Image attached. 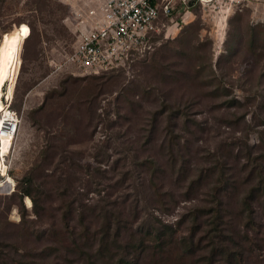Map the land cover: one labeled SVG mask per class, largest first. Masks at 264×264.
Returning <instances> with one entry per match:
<instances>
[{
    "label": "rangeland",
    "instance_id": "rangeland-1",
    "mask_svg": "<svg viewBox=\"0 0 264 264\" xmlns=\"http://www.w3.org/2000/svg\"><path fill=\"white\" fill-rule=\"evenodd\" d=\"M99 1L0 0L4 46L36 27L0 112L13 98L21 119L0 179V264H233L224 250L264 264V0L200 2L103 75L64 62L73 13ZM104 210L120 213L121 244L101 252ZM144 224L175 229L169 249L133 246Z\"/></svg>",
    "mask_w": 264,
    "mask_h": 264
},
{
    "label": "built area",
    "instance_id": "built-area-1",
    "mask_svg": "<svg viewBox=\"0 0 264 264\" xmlns=\"http://www.w3.org/2000/svg\"><path fill=\"white\" fill-rule=\"evenodd\" d=\"M205 0H100L87 11L73 13L74 40L65 65L79 71L101 74L130 67L134 57L150 49L153 38L166 32L179 20L178 15ZM185 20L181 21L184 22ZM180 22V23H181ZM167 34V35H168ZM12 120L1 129L17 135L20 115L13 110ZM7 165L6 157H3ZM8 167V166H7ZM7 171V170H6ZM0 175V179L6 177Z\"/></svg>",
    "mask_w": 264,
    "mask_h": 264
},
{
    "label": "trees",
    "instance_id": "trees-1",
    "mask_svg": "<svg viewBox=\"0 0 264 264\" xmlns=\"http://www.w3.org/2000/svg\"><path fill=\"white\" fill-rule=\"evenodd\" d=\"M197 5V4H196ZM194 4V1H191V5L189 9H185L183 10L179 15H178V22H174L170 25V32L173 31L175 28H177L180 25V22L185 20V18L187 17L188 13H193V8L196 6ZM31 28V33L27 34V30L24 29V37L22 38L21 36L17 37L18 40L16 39H11L9 40L4 48H5V52L9 51V50H14V49H18L20 48V55H21V48H22V44L25 42V40L27 38H29L32 34L35 33L36 31V27L30 23L28 24ZM26 26V25H22ZM8 32V31H7ZM161 35V34H160ZM157 35L153 38V44L152 47L150 49H146L143 53H139L137 54L133 61H131L130 63V67L133 65V63H135L137 60L143 58L145 55H147L149 52H151V50L153 49V47L155 46V42L158 41L159 36ZM165 35V34H164ZM20 46V47H19ZM13 48V49H7V48ZM19 55V57H20ZM7 56H5L6 58ZM14 61V74L16 75V69H17V59H18V52L16 50H14V58H12ZM19 61V59H18ZM127 70V68H122V69H118V70H114V71H110V72H105V73H101L99 75H103L106 73H111V72H120V71H125ZM17 77V76H16ZM6 87H4L5 89ZM13 109V108H12ZM35 169L32 168V172H30V174L26 175L25 177H23V179L19 182V193L20 196L22 197V203H23V198L26 196H29L31 198H33L35 205H37L38 200L36 198V196L34 195V191L36 188V183L34 182V176H33V170ZM7 182L9 184H11V180H7ZM28 204L31 205V200L30 198L27 199ZM23 208L24 210H26L25 205L23 203ZM69 210V209H68ZM69 211H66L64 213V215H67ZM103 220H102V228L105 230H102V237H100L98 239V250L103 252L104 249L108 250L111 246H112V241L111 239H113L114 242L116 243H120V238H121V234L120 231L117 230V228L114 230V228L119 225L120 222V213L117 211L114 212H110V211H103ZM80 218L83 219V214L82 211L80 212ZM144 226H146V230L144 232H142L138 227V232L141 234L139 237V242L138 243H134L133 246H136V248H139L140 246H142L145 242H147L148 240L150 242H152L156 247H159L161 250L162 249H169L170 244L172 243V238L175 234V229L173 232V229L168 226V225H164L163 227H157L156 225H149V224H144ZM195 226V225H194ZM195 228H193L192 232H195L194 230ZM138 234V233H137ZM134 235L136 236V234L134 233ZM113 236V238H112ZM150 236V237H148ZM111 241V242H110ZM196 243H195V239H194V235H192L189 240L186 241V244L184 246L185 251L188 252H194L195 248H196ZM236 251H228V250H224L223 251V257L227 260L228 263H233V264H240L241 262H244L241 256V253H238V255H235ZM130 259H125V258H120L117 262V264H136V262L133 261H128ZM244 264V263H243Z\"/></svg>",
    "mask_w": 264,
    "mask_h": 264
},
{
    "label": "bare ground",
    "instance_id": "bare-ground-1",
    "mask_svg": "<svg viewBox=\"0 0 264 264\" xmlns=\"http://www.w3.org/2000/svg\"><path fill=\"white\" fill-rule=\"evenodd\" d=\"M205 2H206V0H205ZM12 79H13L12 59L9 60L8 57H6L4 59V65H3V76H2V78H0V112L6 106V101H8V91H9V88L12 84ZM4 85H5V87L7 86V92L6 93H4ZM5 96H6L7 100L4 99ZM9 102L7 104L8 110H7V112H4L2 114L3 119L0 121V175H5L6 170H7V165H6V163H4L2 156L6 157L9 153H11L13 146H14V142H15V138H13L12 132L7 133L1 129L4 125L9 124L10 121L12 120V117H13L12 113L9 111V108H8V106L10 104ZM10 142H11V144H10ZM2 187H4V184Z\"/></svg>",
    "mask_w": 264,
    "mask_h": 264
},
{
    "label": "snow or ice",
    "instance_id": "snow-or-ice-1",
    "mask_svg": "<svg viewBox=\"0 0 264 264\" xmlns=\"http://www.w3.org/2000/svg\"><path fill=\"white\" fill-rule=\"evenodd\" d=\"M4 39L7 40V37H5ZM5 56H7L9 60L14 58V50H9L5 52L4 44L3 42H0V78H2L3 76V65Z\"/></svg>",
    "mask_w": 264,
    "mask_h": 264
}]
</instances>
